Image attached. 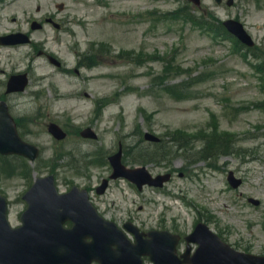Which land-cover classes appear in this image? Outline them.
<instances>
[{
  "label": "rangeland",
  "instance_id": "1",
  "mask_svg": "<svg viewBox=\"0 0 264 264\" xmlns=\"http://www.w3.org/2000/svg\"><path fill=\"white\" fill-rule=\"evenodd\" d=\"M227 1L0 0V35L22 30L33 40L0 45V101L8 103L23 138L41 149L34 162L0 156V191L10 200L12 225L20 224L22 196L35 178L52 173L59 191L87 188L99 212L120 226L131 220L144 231L185 236L203 220L235 248L264 254V83L255 68L260 62L191 21L201 23V14L220 23L238 19L262 56L264 0H234L231 6ZM59 2L65 4L61 12ZM182 7L189 16L170 14ZM51 14L60 30H31L33 19ZM23 72L29 76L26 90L6 94L9 76ZM53 122L67 133L65 139L48 132ZM87 127L98 132L97 140L80 136ZM146 132L162 138L166 159L137 156L134 150L157 149L145 140ZM212 132L231 134L233 153H197ZM119 145L128 167L144 165L153 175L172 172L173 178L162 189L141 191L120 178L97 194L112 172L108 156ZM229 171L243 180L240 187L229 184ZM185 249L182 240L179 251ZM144 262L152 264L147 256Z\"/></svg>",
  "mask_w": 264,
  "mask_h": 264
},
{
  "label": "water",
  "instance_id": "2",
  "mask_svg": "<svg viewBox=\"0 0 264 264\" xmlns=\"http://www.w3.org/2000/svg\"><path fill=\"white\" fill-rule=\"evenodd\" d=\"M193 1L200 3V0ZM224 24L244 43L254 45L241 22L230 19ZM37 27L33 25V28ZM28 41V36L23 33L0 37V43L4 44ZM27 82L25 75L13 76L8 92L24 90ZM50 131L59 139L66 135L56 124L50 125ZM82 135L96 137L91 129L84 130ZM146 137L159 140L151 134ZM0 152L19 153L32 160L39 153L35 146L19 137L5 102L0 103ZM110 160L115 169L113 178L127 176L137 181L139 186L146 182L161 185L168 179V176L152 179L145 167L126 168L121 162V151ZM139 172H143L144 177L138 178L136 174ZM233 183L237 186L240 182ZM106 186L107 181L100 192ZM25 199L29 207L22 214L23 225L12 228L7 217V199L0 196V264H91L92 261L100 264H143V254L150 255L155 264H264V256L236 251L203 223L188 237L189 242L199 243V248L193 256H190L189 248L184 260L176 253L178 238L166 231L151 232V239H143L138 230L129 226L137 234V243L133 244L113 222L97 213L86 190L75 186L69 193L59 194L52 175L38 178ZM67 220L73 221L72 228L64 227Z\"/></svg>",
  "mask_w": 264,
  "mask_h": 264
},
{
  "label": "trees",
  "instance_id": "3",
  "mask_svg": "<svg viewBox=\"0 0 264 264\" xmlns=\"http://www.w3.org/2000/svg\"><path fill=\"white\" fill-rule=\"evenodd\" d=\"M202 19V18H201ZM203 20V19H202ZM211 22L207 21V24L210 25ZM205 26V24H204ZM219 28L216 30L221 34L227 35V33L224 31L223 27L221 24H218ZM180 86H183L180 85ZM183 88V87H180ZM169 90H173L174 86H169L167 87ZM179 94H182L180 90H178ZM206 145L199 151L200 154H202L203 157H206V155L211 154L212 152L219 151L222 154H227L231 152L230 146H231V141L232 138L230 134L227 133H221V134H216V132H212L207 134L206 136ZM156 150L155 151H146L143 152L142 150H134L137 156L142 157L144 159L147 158H155V156L163 155V148L161 145H156ZM133 148L131 147L130 150Z\"/></svg>",
  "mask_w": 264,
  "mask_h": 264
},
{
  "label": "flooded vegetation",
  "instance_id": "4",
  "mask_svg": "<svg viewBox=\"0 0 264 264\" xmlns=\"http://www.w3.org/2000/svg\"><path fill=\"white\" fill-rule=\"evenodd\" d=\"M48 18H52V19H54V17L52 16V17H46L45 19H48ZM55 20V19H54Z\"/></svg>",
  "mask_w": 264,
  "mask_h": 264
}]
</instances>
